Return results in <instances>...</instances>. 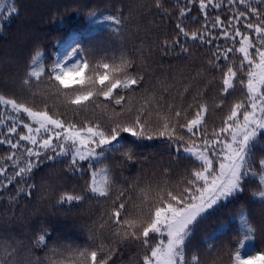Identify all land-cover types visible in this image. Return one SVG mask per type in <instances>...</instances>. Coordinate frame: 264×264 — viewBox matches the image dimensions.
I'll list each match as a JSON object with an SVG mask.
<instances>
[{"label": "trees", "instance_id": "16d2710c", "mask_svg": "<svg viewBox=\"0 0 264 264\" xmlns=\"http://www.w3.org/2000/svg\"><path fill=\"white\" fill-rule=\"evenodd\" d=\"M162 2L164 9L154 7L153 0H12L11 9L16 11H10L7 18L0 21V96L25 102L34 111L48 110L50 115H59L61 119L86 118L107 124L112 115L110 109L93 110L89 106L79 117L74 116V106L63 92L58 93L49 84L46 76L39 81L32 78L31 87L22 86L33 56L39 53L44 66L50 68L71 52L72 47L78 46L80 54L69 57L66 62L87 58L90 68L85 71L86 76L94 77L93 69L102 72L98 66L103 63L115 67L122 60L131 62L129 74L142 77V81L128 93L130 102L136 107H147L153 126L171 115L168 105L187 110L191 118L196 105L204 103L209 110L206 128L209 131L219 128L231 105L245 98L246 89L237 81L234 91L222 93V74L210 68L208 61L215 44L222 48H238L239 38L235 45L223 39L211 46L188 41L187 54L179 48L171 51L164 42L171 43L176 36V23L179 22L176 0ZM180 2L183 7V0ZM216 2L224 7L209 8L210 17L223 19L235 10V6L228 8L227 0ZM189 7L198 22L185 18V28L203 31L201 25L206 21L199 15L198 5ZM253 7L264 8L257 4ZM240 11H244L243 7ZM109 16H116L121 23L116 25L105 19ZM218 32L219 29L214 34ZM241 59L242 54L234 51L229 54L227 63L236 66ZM241 78L246 80V70ZM64 91L71 95V90ZM124 91L121 90L122 94ZM21 118L28 120L25 115ZM2 120L0 113V139L4 138L9 126L4 127ZM18 131L26 134L23 126H18ZM12 139H16L15 134ZM23 143L30 146V142ZM120 143L123 148L119 151L108 152L99 160L80 161L81 171H70L66 157L42 160L26 181L0 190V240L13 247L19 242L17 259L21 264H56L67 261V247L92 250L101 244L115 249L112 264H138L144 254L139 242L117 243L115 228L109 221L108 213L115 195L118 191L124 193L129 211H140L141 207L147 211L156 197V190L180 182L199 164L183 151L177 152L164 138L138 139L123 133ZM127 150L133 154L130 160L123 155ZM11 151L7 144L0 143V158ZM260 159H264V133L258 136L251 149L253 171L242 181V190L214 206L193 225L185 246L187 260L195 254L200 264H235L237 250L242 256L264 255V204L258 195L264 191L261 182L264 169L259 167ZM93 171L99 186L109 181L114 184L110 198L87 191ZM8 174L13 175V170L9 169ZM23 183L33 187L17 197L16 189ZM149 188L153 191H141ZM64 192L81 195L83 199L58 203L59 195ZM241 210L254 228L250 234L241 230ZM41 230L47 233V245L34 247V236ZM245 235L250 238L244 239Z\"/></svg>", "mask_w": 264, "mask_h": 264}, {"label": "snow or ice", "instance_id": "6c2138e0", "mask_svg": "<svg viewBox=\"0 0 264 264\" xmlns=\"http://www.w3.org/2000/svg\"><path fill=\"white\" fill-rule=\"evenodd\" d=\"M3 4L4 0H0V7ZM153 4L157 9H164L162 0H153ZM253 4L264 6V0H227L228 8L233 9L235 6V10L222 19L219 16L210 17L208 13L209 8L223 9L224 5L216 0H183V7L180 0L175 3L179 21L176 23V36L171 43L167 40L164 42L171 51L179 48L180 52L187 54L188 41H199L201 45L211 46L216 40L223 39L231 40L235 45L239 38L238 48H222L215 44V50L208 61L210 68L222 74V93L230 94L234 91L237 81L246 89L245 98L232 104L228 115L222 119L221 126L211 131L206 128L209 110L204 103L196 105L191 118H188L187 110H178L177 107L168 105L171 115L158 126H153L147 107H136L130 102L128 93L133 90V86L141 83L142 77L129 74L131 62L128 60H122L115 67L103 63L98 66L103 71L93 69V77L85 75V71L90 68L87 58L81 57L74 63L66 62L69 57L80 54L78 46L72 47L71 52L55 61L50 68L44 66L39 53L33 56L22 86L31 87L32 78L39 81L46 76L49 84L58 93L63 92L70 105L74 106V116L79 117L89 106L93 110L110 109L112 115L107 124L86 118L70 121L59 118V115H49L48 110L34 111L25 102L0 96V104L10 105L17 113H26L36 125L34 127L21 118L19 124L27 130V134H21L17 123L13 121L7 127L4 138L0 139V143L7 144L12 150L6 157L0 158V190H6L9 185L20 183L21 180L26 181L37 163L45 159L66 157L70 171H81L80 161L99 160L106 153L123 148L120 143L123 133L138 139L164 138L177 152L183 151L195 157L198 168L188 172L180 182L166 184L156 190V197L147 211L142 207L140 211H129L124 193L118 191L108 213L109 221L115 228L117 243L128 240L139 242L144 254L138 264H200L197 255L193 254L190 261L185 256L186 241L193 231V225L219 201L242 190V181L253 171L251 149L258 136L264 133V8L253 7ZM189 5H198L199 15L206 21L201 25L203 31L185 28V18L198 22L197 17L191 15L192 8ZM240 7L244 11H240ZM10 11L14 12L16 9ZM105 19L116 25L121 23L116 16ZM217 29L218 34H214ZM234 51L242 54V59L238 65L229 66V54ZM245 70L246 80L241 78ZM64 90H71V95ZM121 90H125L123 94ZM41 132L43 136L40 135ZM13 134L16 136L15 140L12 139ZM26 141L30 142V146L24 145L23 142ZM123 155L130 160L133 154L127 150ZM259 167L264 169V159L259 160ZM9 169L13 170L11 176L8 174ZM95 176L96 172H91L92 179L87 191L110 198L114 184L109 181L99 186ZM261 182L264 183V175H261ZM32 187L27 183L20 184L16 189V196ZM258 195L264 204V191H260ZM82 199L81 195L64 192L59 195L57 202ZM239 221L242 231L249 234L254 232L243 210L239 213ZM249 238L248 235L244 237ZM46 245L47 233L41 230L34 236L33 246ZM18 247L19 242L17 247H13L0 240V264H21L17 259ZM65 252L69 254L67 261H58L56 264H112L115 249L101 244L98 249L92 250L67 247ZM256 261L264 264V255L242 256L239 250L234 255L235 264H255Z\"/></svg>", "mask_w": 264, "mask_h": 264}, {"label": "rangeland", "instance_id": "374dc122", "mask_svg": "<svg viewBox=\"0 0 264 264\" xmlns=\"http://www.w3.org/2000/svg\"><path fill=\"white\" fill-rule=\"evenodd\" d=\"M12 0H4V4L2 7H0V21H3L7 18V15L9 14L10 12V9H11V5H10V2ZM3 97V96H2ZM5 98V97H4ZM6 99V98H5ZM0 113L2 114L3 116V120H2V125L4 127H7L8 125H10L13 121H15L17 123V126H23L22 124H19V120L21 119V115H25L27 116L26 113H23V112H20V113H17L15 112L10 105H5V104H0ZM50 115V114H49ZM28 117V116H27ZM242 118V117H241ZM26 123H29V124H33V126L35 127V122L31 120L30 117H28V120L25 121ZM26 130V129H25ZM26 134H27V130H26ZM41 136H43V132H41L40 134ZM39 138V137H38ZM190 146V145H189ZM185 153V152H183ZM187 155H189L188 153H185ZM190 156V155H189ZM192 157V156H191ZM195 158V157H193ZM230 198V197H229ZM228 198L226 199H223L221 201H219L217 204H219L220 202H223L225 200H227ZM216 206V205H215ZM214 208V207H213ZM212 208V209H213ZM211 210V209H210ZM209 210V211H210Z\"/></svg>", "mask_w": 264, "mask_h": 264}]
</instances>
